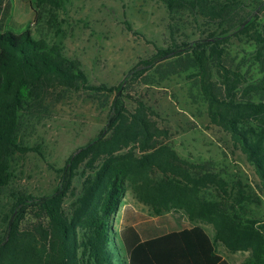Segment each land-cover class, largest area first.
<instances>
[{
    "label": "trees",
    "instance_id": "obj_1",
    "mask_svg": "<svg viewBox=\"0 0 264 264\" xmlns=\"http://www.w3.org/2000/svg\"><path fill=\"white\" fill-rule=\"evenodd\" d=\"M26 1L36 20L42 13L54 18L63 3ZM163 2L171 19L170 44L108 86L90 84L79 61L30 31H2L10 5L0 0V264H126L109 224L125 189L154 216L171 213L178 222L144 241L132 228L121 230L128 264H228L216 250L218 243L230 253L249 252L242 264H264V224L243 221L233 208L228 212L207 200L205 190L221 183L217 175L161 141L167 131L154 120V110L129 93L130 85L152 69L166 68L158 72L160 79L193 70L209 123L240 149L264 188V102L251 99L257 88L244 87L246 80L231 67L225 49L230 39L246 38L256 46L253 57L264 71V22H257L264 0ZM181 26L202 35L190 41ZM260 85L264 89V77ZM79 91L101 95L106 103L110 99L105 127L56 170L59 182L52 193L34 196L14 187L18 158L42 155L28 142L33 119L46 111L49 100ZM77 179L81 192L75 197ZM70 196L75 200L66 212ZM185 216L197 223L187 226L181 222ZM198 223L211 225L214 235Z\"/></svg>",
    "mask_w": 264,
    "mask_h": 264
},
{
    "label": "rangeland",
    "instance_id": "obj_2",
    "mask_svg": "<svg viewBox=\"0 0 264 264\" xmlns=\"http://www.w3.org/2000/svg\"><path fill=\"white\" fill-rule=\"evenodd\" d=\"M62 1L54 18L42 13L36 20L26 0H9L10 9L2 31L18 35L28 30L33 38L45 39L65 57L79 61L90 84H119L141 60L150 58L157 49L166 48L171 42V19L163 0ZM257 16V22L262 24L264 9ZM181 28L190 41L202 35L190 26ZM225 49L231 67L244 76V87L257 88L250 94L251 99L264 102V89L260 85L264 71L253 57L256 46L246 38H232ZM161 69L166 70L164 66L152 69L145 79L131 84L130 96L141 98L152 107L154 120L167 131L161 141L169 144L182 159L217 175L221 183L205 190L207 200L220 203L228 212L233 208L243 221L253 220L263 225L262 183L228 135L209 123L206 103L197 79L191 75L193 70H179L160 79ZM128 106L131 108V103ZM109 108L110 99L106 103L103 96L86 91L68 92L55 102L49 100L46 111L33 119L28 135L29 145L38 147L42 155L28 153L18 158L13 186L34 196L52 193L59 182L56 170L100 133ZM80 192L81 181L77 179L73 194L76 197ZM75 197L66 200V212L70 211ZM125 205L138 210L145 221L154 216L130 189H125L118 209L109 219L117 235ZM183 218L187 226L197 223L190 222L186 216ZM198 224L210 236L214 235L211 225ZM216 250L229 264H242L250 256L249 252L230 253L220 243Z\"/></svg>",
    "mask_w": 264,
    "mask_h": 264
},
{
    "label": "crops",
    "instance_id": "obj_3",
    "mask_svg": "<svg viewBox=\"0 0 264 264\" xmlns=\"http://www.w3.org/2000/svg\"><path fill=\"white\" fill-rule=\"evenodd\" d=\"M129 207L131 206L125 205L122 207L123 210H122V215L120 219L121 229L116 238V243L118 244V247L120 249L119 256L124 259L126 264H128L127 253H126L123 241L119 237L121 230H124L126 228H132L135 231V233L139 235L140 239L144 241V240H147L149 238H152L158 235L166 234L171 229L175 228L178 224L176 218L171 216V213H168L163 216H153L145 221L143 220V217H142L143 215H141V213L138 212V210H136L135 208H132V207L129 208ZM184 219L185 218H183L181 222L187 223ZM205 231L210 236V234L208 233L206 229ZM218 254L223 259H225V256H223L220 253Z\"/></svg>",
    "mask_w": 264,
    "mask_h": 264
}]
</instances>
